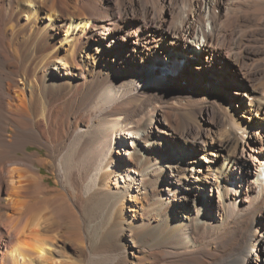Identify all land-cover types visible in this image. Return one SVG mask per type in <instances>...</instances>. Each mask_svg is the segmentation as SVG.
I'll return each instance as SVG.
<instances>
[{
    "label": "bare ground",
    "instance_id": "1",
    "mask_svg": "<svg viewBox=\"0 0 264 264\" xmlns=\"http://www.w3.org/2000/svg\"><path fill=\"white\" fill-rule=\"evenodd\" d=\"M161 58L172 64L183 59L187 70L177 64L167 69L195 86L152 75L149 65ZM250 77L264 83V0H0V264H73L81 255L69 249L82 238L93 197H83L84 210L78 208L66 186L65 152L94 138L103 148L98 168L108 166L115 161L116 135L141 131L134 164L143 174L161 135L152 134L153 119L140 115L175 96L204 95L224 81L248 88ZM255 91L248 105L264 113L263 94ZM167 117L177 121L173 138L205 134L180 114ZM30 146L44 149L46 157ZM235 160L224 157L217 188ZM263 165L244 192L252 196L250 205L234 208L216 226L187 223L181 212L156 235L138 226L139 214H126L137 254L130 262L125 247L110 264H264ZM42 167L55 187L45 184ZM62 205L67 213H59ZM60 233L61 246L45 238Z\"/></svg>",
    "mask_w": 264,
    "mask_h": 264
},
{
    "label": "rangeland",
    "instance_id": "2",
    "mask_svg": "<svg viewBox=\"0 0 264 264\" xmlns=\"http://www.w3.org/2000/svg\"><path fill=\"white\" fill-rule=\"evenodd\" d=\"M176 64L181 71L187 70L182 68L183 59L172 64L161 58L149 65L152 68L149 72L171 84L195 86L193 81H178V73L167 69V66ZM234 76L229 71V78L233 80ZM256 78L247 80L248 88L224 81V84L214 85V90L205 91L204 95L175 96L165 103H157L140 115L138 118L146 122L153 119L152 134L161 135L158 151H149V167L144 169L143 174L135 170L134 164L135 153L141 144L138 139L141 131L126 130L116 135V142L111 148L115 161L108 166L102 163L98 168L103 148L94 138L82 141L73 150L65 152L66 186L72 196L76 195L74 198L78 208L84 210L80 202L83 197L89 194L93 197L87 206L89 216L82 218V238L69 249L81 254L74 255L73 264H110L125 247L131 251L127 252V259L132 262L137 249L131 241L132 236L125 229L128 213L139 214L141 219L138 226L145 232L158 235L166 225L178 221L175 216L181 212L189 217L187 223L199 219L204 226H216L224 215L230 214L228 212L246 207L251 202L252 196L247 198L244 192L260 170L257 165L264 163V113L251 110L248 105L252 89L256 90L254 94H263L261 96L264 98L263 80ZM168 113L180 114L185 122L202 128L205 134L190 141L181 136L173 138L176 136L177 121L170 120ZM244 124L248 128L241 132ZM170 127L173 128L172 135L168 133L170 130L166 131ZM225 142L229 143L226 149L223 147ZM29 150L38 151L46 157L44 149L30 146ZM226 155L236 160L227 179L221 178L223 186L217 188L214 177L222 173L218 169ZM40 172L45 175V184L50 188L55 187L53 175L47 168L42 167ZM93 174L97 175L94 186L90 181ZM224 185L228 188L224 189ZM102 199L103 202H99ZM67 212L66 205L59 207L60 214ZM63 236L60 233L51 239L50 234L45 238L52 245L61 246ZM103 241L106 245L101 244Z\"/></svg>",
    "mask_w": 264,
    "mask_h": 264
}]
</instances>
